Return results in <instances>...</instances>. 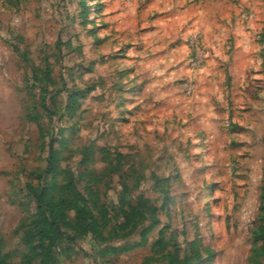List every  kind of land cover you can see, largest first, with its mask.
<instances>
[{
  "label": "rangeland",
  "instance_id": "obj_1",
  "mask_svg": "<svg viewBox=\"0 0 264 264\" xmlns=\"http://www.w3.org/2000/svg\"><path fill=\"white\" fill-rule=\"evenodd\" d=\"M263 170L264 0H0L6 264H251ZM69 179L106 239L67 210L42 257L27 223Z\"/></svg>",
  "mask_w": 264,
  "mask_h": 264
},
{
  "label": "trees",
  "instance_id": "obj_2",
  "mask_svg": "<svg viewBox=\"0 0 264 264\" xmlns=\"http://www.w3.org/2000/svg\"><path fill=\"white\" fill-rule=\"evenodd\" d=\"M50 160L51 157L49 158V161ZM45 194V189H43L41 191V195L45 196ZM40 198H42V196L40 197L39 194L38 200L40 205H38L37 207V214L33 219H31V221H29V223H27V225L33 227L30 229L29 234L34 233L35 235H39V237L46 239V242L44 243L46 248L44 253L42 254V257L47 256L48 248L55 241V238L52 235L56 233V229H54L56 222H65L64 213L67 210L73 211L75 223L78 225H82L84 231H89L99 240L103 241L106 239V237L103 236L102 233H100V231L97 229V222L95 216L93 215L92 208L86 203L84 196L77 191L72 179H69L67 183L60 186L56 194H52L50 196L47 195L46 198L42 200ZM145 202H147V199L142 196L131 198L126 203L130 212L125 210L123 211L126 223H131V227L133 228L137 224L136 219H133V217L138 214L141 218H143L144 213L141 212V210H149L152 221L146 228L143 229L141 234L142 239L145 238L148 229H150L153 225L158 222V219L155 217L156 207L150 204L145 206ZM81 219L83 220V223H81ZM252 237L255 242L260 241L262 245L264 244V191H262L261 193V205L259 207V214L257 216L254 229L252 230ZM41 246H43V244ZM261 246H254L251 249L250 254L248 256V261L251 264H258V256L260 253ZM0 264H6L1 254Z\"/></svg>",
  "mask_w": 264,
  "mask_h": 264
},
{
  "label": "built area",
  "instance_id": "obj_3",
  "mask_svg": "<svg viewBox=\"0 0 264 264\" xmlns=\"http://www.w3.org/2000/svg\"><path fill=\"white\" fill-rule=\"evenodd\" d=\"M200 44V35L197 32L192 33L189 38V46L192 50V54L190 55L188 61L191 67H198L203 60L201 55L202 51ZM182 89L185 91L186 94H189L191 92V85L185 82L182 85Z\"/></svg>",
  "mask_w": 264,
  "mask_h": 264
}]
</instances>
